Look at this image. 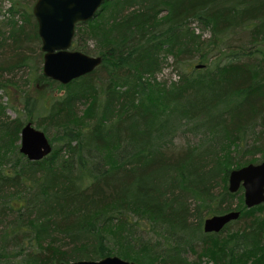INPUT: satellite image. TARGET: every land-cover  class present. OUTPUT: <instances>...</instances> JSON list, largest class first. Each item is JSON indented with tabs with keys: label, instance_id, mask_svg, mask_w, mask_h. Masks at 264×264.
Returning a JSON list of instances; mask_svg holds the SVG:
<instances>
[{
	"label": "trees",
	"instance_id": "1",
	"mask_svg": "<svg viewBox=\"0 0 264 264\" xmlns=\"http://www.w3.org/2000/svg\"><path fill=\"white\" fill-rule=\"evenodd\" d=\"M0 15V264H264V202L227 188L231 169L264 161V0H106L72 46L102 63L66 85L41 71L33 6ZM168 64L178 78L158 80ZM26 68L65 91L45 114ZM27 122L53 144L38 161L20 152ZM183 126L197 140L180 146Z\"/></svg>",
	"mask_w": 264,
	"mask_h": 264
},
{
	"label": "water",
	"instance_id": "2",
	"mask_svg": "<svg viewBox=\"0 0 264 264\" xmlns=\"http://www.w3.org/2000/svg\"><path fill=\"white\" fill-rule=\"evenodd\" d=\"M106 0H35L33 14L44 53L43 74L61 84L93 72L101 63V56L73 49L77 25L96 18ZM203 65H197L202 67ZM53 151L46 132L33 122L24 124L21 131L20 152L31 161H38ZM228 191L242 188L243 203L251 208L264 202V161L233 168L228 173ZM240 215L238 210L214 214L204 220L207 233L219 232L227 223ZM58 264H141L118 255L98 260H75Z\"/></svg>",
	"mask_w": 264,
	"mask_h": 264
},
{
	"label": "rangeland",
	"instance_id": "3",
	"mask_svg": "<svg viewBox=\"0 0 264 264\" xmlns=\"http://www.w3.org/2000/svg\"><path fill=\"white\" fill-rule=\"evenodd\" d=\"M13 0H0V11L1 12H5L6 11V8L9 6V3H11ZM16 1V0H15ZM20 2H27V4L29 3L30 6L32 7L33 6V3L34 1H31V0H18ZM1 16V15H0ZM208 34L206 33L205 36H207ZM169 62L171 63L172 60H169ZM42 67V65H41ZM41 71L43 73V69L41 68ZM19 76H21L22 78H33V82L31 83V86L29 88V93H32L33 95L35 96H42V104L40 105L39 109L37 110L36 112V116L38 114H45V109H44V103H49L51 98L52 97H58L60 95H63L65 93L64 90H57V89H54L53 91L49 88V85L46 84V83H40V81L37 83L35 82L34 80V77L39 74L37 69H31V68H26V69H23L21 71H19ZM157 78L158 80H161V81H168L170 82L171 80H176L178 78V75H177V72H176V69L174 68L173 65H166L164 67V69L157 75ZM50 89V91H49ZM38 90V91H37ZM52 91V92H51ZM41 92V93H40ZM0 94H3V91L0 90ZM4 101H7L8 100V97H4L3 98ZM8 102L10 103H14V105H19V108H23V104L21 102V98L18 99V94L16 95L13 94L12 97L10 96ZM80 113H82V111L84 110V108L86 107V105L84 104H81L80 106ZM7 113L8 115L11 117V118H15V117H20L23 121L25 120H28V117L29 115L26 114L24 112V109L22 110V112H18L17 110L13 109V108H9L7 110ZM36 125V123H34ZM37 126V125H36ZM197 140V137L194 136V134L190 133L185 126H183L180 131L178 132L177 136H176V143L180 146H184L186 145V143L188 142H195ZM235 202V201H234ZM234 205V204H233ZM3 225L0 223V228L2 227ZM204 264H212V262L208 261Z\"/></svg>",
	"mask_w": 264,
	"mask_h": 264
}]
</instances>
